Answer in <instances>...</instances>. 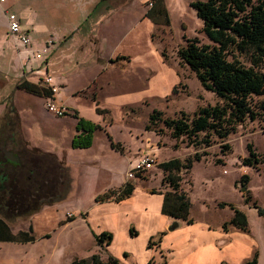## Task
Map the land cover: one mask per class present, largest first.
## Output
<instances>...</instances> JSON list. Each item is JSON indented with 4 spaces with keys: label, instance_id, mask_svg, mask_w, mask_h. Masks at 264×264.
I'll return each mask as SVG.
<instances>
[{
    "label": "rangeland",
    "instance_id": "1",
    "mask_svg": "<svg viewBox=\"0 0 264 264\" xmlns=\"http://www.w3.org/2000/svg\"><path fill=\"white\" fill-rule=\"evenodd\" d=\"M190 1L164 0L169 18L168 23L164 22L161 16H158L155 20L148 16L139 18V14H144L150 7L152 0H129L126 5L122 6L123 9L118 12L117 17L107 15L100 20L98 14L93 12L90 6L84 4L77 6L76 14L71 15L69 20L67 18L56 20V17L51 16L48 12L49 9L43 7L45 6L44 3L30 6L26 1H21L19 4L11 5L9 10L15 12L18 19L21 18V21L19 20L21 28L29 33L33 42L38 46L43 44L50 33L55 41H61L62 38H58V36L62 34L63 30L68 29L69 32L70 28L73 29L78 26V29H73L72 33L69 32L71 35L69 37V51H65L60 55V50L50 49L45 54L47 59L44 57L37 60L30 57L26 64L29 71L28 76L31 80L37 82L40 77L39 74L46 71L55 76L59 74L56 68L62 64L53 65V62L59 61L60 57L65 58L68 56L71 59L73 58L75 63H86L87 65L82 69H74L68 72L70 77L64 87L66 92L80 86L95 72V67H92L95 56L106 57L110 54L115 48L118 35L123 32L126 26L129 27V41L126 39L125 44L128 41L129 102L131 103H129V106H121L120 109L118 107H114L115 110L111 108L113 111L119 109L121 119H118L127 122L129 126L119 124V122L108 125V130L113 138L123 142V150H126L129 154V163L126 159V153H120L110 148L103 131L96 132L93 146L88 150L69 146L65 153V159H63L68 165L70 176L65 183V187H62V192L66 198L59 203L60 208L58 211L61 213L67 206L77 213L79 208L88 207L93 202L95 189L102 190L109 184H116L119 181L118 177L123 174L128 166L125 171V177L127 178V170L144 152L152 154L156 159V164L127 179L132 180L134 185L142 184L143 188L148 191L151 188L158 190L159 186L155 183L158 178L164 177V170L158 163L171 157L184 159L198 150L202 152L201 158L194 160L188 170L183 169L179 172L180 177H190L187 191L191 201V214L196 219H202L218 226L223 220H227L233 211L228 205L220 206L218 202H231L243 209L248 220L249 229L246 233L253 239V242L245 240L246 245L242 256H250L252 248H255L258 250L257 264H264V213L260 214L257 207L253 205V201H255L259 206L264 207V111L261 110L253 119L247 117L236 124L234 130L222 140L212 136L209 145H195L191 143L188 137L183 135L179 137L172 136L170 130L160 120L150 124V128H146L149 114L154 108L162 110L164 115L175 116L179 114L181 109L193 113L198 105L214 103L219 100L214 91L204 88L200 84L194 71L183 63L177 55V48L185 42V37L196 36L201 42H212L201 30L203 20L197 15ZM34 22L36 23L35 28L32 26ZM40 25H48L50 31L37 32L36 29ZM97 38H99V41ZM3 44L7 55L10 56L16 52L10 33L0 27V47ZM119 45H124V42ZM151 45L162 56L161 51L165 52L166 58L164 56L163 58L168 64L177 68L180 73V82L175 84L173 91L163 97L146 96L139 99L138 95L144 91L145 86L143 84L146 81L148 72L145 65L147 63H158L156 56L149 52ZM39 64H41V71L36 72L35 68ZM73 67L71 66V68ZM19 74L21 75L22 72L19 71ZM114 76L117 84H123L119 80L118 73H115ZM98 90L97 84L91 82L75 93L90 98L93 93L98 94ZM74 96L73 98L70 97L68 101L73 103L78 100L79 109L88 112L91 107L89 103L79 100L81 97ZM16 98L17 108H15L20 115L21 132L24 138L27 139L29 147L38 145L42 149H46L45 140H52V136H54L53 139L59 141L65 138V135L61 133L56 134L55 129L61 121L64 125L68 123L73 108L63 101L68 108L67 114L54 115L46 108L47 96L35 94L23 88L18 89ZM255 98L264 99V94L256 95ZM5 107L6 104L2 107L0 115L4 112ZM126 113L129 114V118ZM112 120L111 112H108L105 115V122H112ZM30 121L51 123L52 128L49 127L47 131V133L49 132L48 137H46L45 132L42 136H36L34 130V127H37L35 126L36 123H29ZM70 130L71 128L67 126L66 131ZM249 142L252 143V148L259 157H263V160L258 162L256 167L242 162V158L249 155ZM224 143H229L230 148L223 150ZM6 145H9V143ZM3 146L6 147L0 142L1 149ZM65 147H68V139L65 142ZM205 151L206 153H204ZM97 155H100L102 159L93 160ZM218 158L220 161H217ZM107 165L113 167L110 168ZM243 172L249 175L247 183L251 196L249 201L244 200L239 185L235 182ZM148 180H151L150 184L147 182ZM72 211H66L65 217H72ZM29 216L20 215L6 220L14 227L13 230L17 231L18 227L27 229ZM74 221L84 223L78 218ZM68 230L69 228L65 232ZM231 230L236 229L231 228ZM65 232L62 230L57 233L53 232L48 241L44 237L28 244L27 248L20 254L22 264H37L31 259L34 260V255L39 252V249L46 246L52 249L53 260L57 264H64L63 261L66 256L64 254ZM83 242L86 250L92 246V241L88 235L83 236ZM2 243L0 244V256L8 257L14 244L19 242L3 241ZM136 243L138 244V241ZM242 251V247H239L238 250H231L230 253L237 254ZM128 260L129 262L123 261L118 264H133L130 258ZM239 264L248 263L245 260L243 263L239 262Z\"/></svg>",
    "mask_w": 264,
    "mask_h": 264
},
{
    "label": "crops",
    "instance_id": "2",
    "mask_svg": "<svg viewBox=\"0 0 264 264\" xmlns=\"http://www.w3.org/2000/svg\"><path fill=\"white\" fill-rule=\"evenodd\" d=\"M21 1H26L30 6L44 3L45 6L43 7H47L49 9L48 12H50L51 16L54 15L56 20H62L64 18L69 20L71 15L76 14L79 4L90 6L93 12L98 14L99 20L107 15L117 17L119 15L118 12L123 9L122 6L129 2V0H3L0 1L1 29L7 30V13L10 11L11 5L19 4ZM20 15L22 17V12ZM139 15V18L147 17L144 16V14ZM19 20L21 21V18ZM32 26L35 28L36 23H32ZM73 29H78V26ZM73 29L70 28L69 32L73 31ZM36 30L37 32H49L50 28L48 25H40ZM69 32L68 29H65L60 36L57 35L58 38L61 37L62 40H54L51 49L56 48L60 50V55L65 51H69V37L71 36ZM49 36L53 35L50 33ZM126 39L129 41V27L127 26L123 32L118 35L115 48L110 54L106 55V57L95 56L92 61L94 63L92 67H95V72L80 86L75 89H70L67 92L64 90V87L70 77L68 72L74 69L80 70L87 64L83 62L75 63V60L68 56L65 58L59 56L60 60L53 62V65L62 64L60 67L56 68L59 74L56 76L53 75L55 81L59 83L56 98L60 101H64L68 106L73 108V112L71 116H69L70 119L67 124L64 125L62 124L63 121H61L55 129L56 134L61 133L65 135V138L59 141L53 139L54 136L51 135L52 140H45V145L47 147L43 150L53 152L59 158L65 159V153L66 150L69 149V146L88 150L93 146L96 132L103 131L108 139L110 148L120 153H126V159L129 163V154L126 150H123V142L114 139L113 135L108 130V125L113 122L128 125L127 122L119 120L121 119V115L118 111L121 106H129V103H131L129 102V43L127 41V44H125ZM97 40L99 41V38H97ZM121 42H124V45H119ZM150 47L151 50L149 52H152V54L156 56L158 63H147L145 65L148 72L146 81L143 84V86H145L144 91L139 93V99L146 96L163 97L173 91L175 89V84L180 82V73L177 71V68L168 64L155 47L152 45ZM15 49L16 52L9 56L6 53L4 44L0 47V111L2 107L7 104L8 100L17 108L16 92H18L20 87H16L15 84L20 77H26V79L31 80L30 76H28L29 71L26 68L28 59L32 57L29 50L23 49L17 44H15ZM117 55H119L118 58L113 61L110 60V58H115ZM45 59H47V57H45ZM71 66L74 67L71 68ZM19 71L22 72L21 75ZM114 72L118 73L120 77L119 80L123 84H117ZM91 82L97 84L99 88L98 94L93 93L91 97L88 98L79 93H75ZM12 85L14 86L11 91ZM73 95H75L74 97H81L79 100L81 99L89 103L91 107L88 112L79 109L78 100H75L73 103L68 101L70 97L73 98ZM114 107H118L119 109L113 111L116 109H114ZM111 108H113V110H111ZM67 112L64 114H67ZM108 112H111L113 120L112 122L106 123L105 115ZM17 113L19 116V133H17V135L28 144L27 139L22 135L20 115L18 111ZM78 117L89 119L99 125L93 131L91 144L86 147L72 146L71 144L73 136L80 132V130L76 128ZM127 117L129 118V114H127ZM61 119L63 120V118ZM32 122H35V126H37L36 128L34 127L36 136H42L45 132L46 137H48L47 134L49 132L47 133V131L49 127L52 128L50 126L51 123L48 124V122L45 121H43L44 123L40 121ZM32 122L30 121L29 123ZM67 126L71 128L68 132L66 131ZM52 130L54 131V129ZM66 138L68 139L67 148L65 147ZM111 141L116 143V145L114 144V146H112ZM8 143L9 146L12 145L11 141H8ZM34 146L39 147L38 145ZM63 149L65 150L64 152ZM145 153L146 152L142 153V155ZM97 159H102V157L97 155L93 158L95 161ZM107 166L110 168L113 167L111 165ZM126 169L123 171V174L118 177L119 181L116 184H109L102 190L95 189L93 192V202L88 207L79 208L77 213L73 212V209L67 206L61 213L58 211L60 208L59 203L66 198L64 194L55 202L43 204L36 212L30 214L28 217L29 221L27 223V228L29 225L32 226V232L34 234L33 239H0V244H3V241L19 242L18 244H14L8 257L0 256V264H22L20 254L27 248L28 244L44 237L45 240L47 239L48 241L50 237H52L53 232L57 233L60 230L65 232L67 228H69V230L65 232L64 254L66 256L63 261L64 264H67L74 257H85L98 251L103 260L106 259V256L113 255L119 258L121 260L120 262H129L128 259L130 258L133 264H221L222 262L226 264H239V262L243 263L245 260L247 262L251 259L255 251L257 252L258 261V250L255 248H252L250 256H242L246 245L245 240H247V242H253V239L246 233L247 231L238 229L224 231L221 228V223L224 220L218 226H214L208 221L196 219L191 214V203L189 207V216L192 217L193 221L189 223L183 221L180 226L169 230L167 225L171 221V217L161 210L163 192L148 191L143 188L142 184H136L132 193L122 199L116 200L114 195H112L103 200H96V194L107 189H118L128 180L125 177ZM147 182L150 184L151 180ZM188 183H190V177L181 178L180 188L187 194ZM155 184L159 186L158 188L169 189L168 185L165 183L163 184L162 177L158 178ZM69 210L72 211L73 216L67 218L65 217V213ZM76 218L84 223L81 224L79 221H74ZM6 223L9 230L14 234L18 233L20 230H26L22 227H18L17 231H15L13 230L14 227H12L7 220ZM131 227L136 231L135 234L131 233ZM102 230L110 231L112 233V239L109 244H104L101 248L95 240L94 232L98 233ZM160 231H165L161 235L160 240L149 246L147 244L149 237L151 235H156ZM85 235H88L92 241V246L87 250L83 242V236ZM136 241H138V244ZM239 247H242V252L237 254L230 253L231 250H238ZM159 250L163 255H166L165 262L161 260L162 255ZM124 251L127 252V256H123ZM152 256H154V261L149 263V259ZM31 260L37 262V264H57L53 260L52 249L48 246L39 249V252L34 255V260ZM257 261L255 264H257Z\"/></svg>",
    "mask_w": 264,
    "mask_h": 264
},
{
    "label": "trees",
    "instance_id": "3",
    "mask_svg": "<svg viewBox=\"0 0 264 264\" xmlns=\"http://www.w3.org/2000/svg\"><path fill=\"white\" fill-rule=\"evenodd\" d=\"M199 17L203 20L201 30L212 42H201L196 36L185 37V42L178 46L177 55L180 60L194 71L200 84L211 89L219 100L214 103L200 104L188 113L184 109L178 115H164L160 109H153L148 117L146 128H150L157 120L170 130L174 137L186 136L195 145H209L212 136L225 138L234 130L236 124L247 117L255 118L264 111V99H256V95L264 94V0H191ZM144 16L154 20L161 16L168 23L169 18L164 0H152ZM166 58L165 52L161 51ZM110 58L111 61L118 58ZM16 87L39 95L48 96L51 91L37 82L20 77ZM76 115V113H75ZM99 125L89 119L78 117L76 128L80 130L72 138V146L86 147L92 142L93 131ZM19 116L14 104L8 100L4 112L0 115V142L19 156L14 162L4 157L0 147V239L29 240L34 238L32 226L18 233H12L6 219L15 216H28L36 212L43 204L55 202L63 196L62 187L69 180V168L63 158L55 153L45 151L36 146H27L19 135ZM12 142V145L8 144ZM112 146L116 143L111 141ZM223 150L230 144L224 143ZM249 155L242 162L256 167L263 160L248 143ZM206 153V151L204 152ZM202 152L194 151L184 159L172 157L158 164L164 170L163 184L169 189L151 188L149 191L163 192L162 212L171 217V223L176 227L184 221L192 222L189 216L190 197L180 188V171L188 170L194 160L201 158ZM217 161H220L218 158ZM249 175L243 172L235 182L239 185L245 201L251 198L248 189ZM135 185L132 180H126L118 189H107L96 194V200H103L114 195L116 200L130 195ZM220 206L232 208V215L224 220L221 228L224 231L235 228L248 231L246 213L231 202L220 201ZM260 214L264 207L255 201ZM131 233L136 231L131 227ZM165 231L151 235L147 244L151 246L158 242ZM94 237L102 248L112 239L110 231L94 232ZM162 261H166V255ZM127 256V252H123ZM154 261V256L149 263ZM257 252L253 253L248 264H255ZM120 259L108 255L101 259L100 252H93L85 257H74L67 264H118ZM221 264H226L222 262Z\"/></svg>",
    "mask_w": 264,
    "mask_h": 264
},
{
    "label": "built area",
    "instance_id": "4",
    "mask_svg": "<svg viewBox=\"0 0 264 264\" xmlns=\"http://www.w3.org/2000/svg\"><path fill=\"white\" fill-rule=\"evenodd\" d=\"M3 1V0H0ZM7 30L10 33L15 44L20 45L23 49H28L32 58L40 60L45 57V54L51 49L54 44L53 36L47 37L41 46L35 44L29 35V33L22 29L19 23V19L15 12L9 11L7 13ZM41 64L35 68L36 72L41 71ZM39 80L37 83L46 87L51 91L46 98V108L54 115H63L67 112V105L63 101L56 98V92L59 88V83L54 79L52 73L46 71L39 74ZM156 164L155 157L150 153H145L130 166L126 172L127 178L135 176L140 171L152 167Z\"/></svg>",
    "mask_w": 264,
    "mask_h": 264
},
{
    "label": "water",
    "instance_id": "5",
    "mask_svg": "<svg viewBox=\"0 0 264 264\" xmlns=\"http://www.w3.org/2000/svg\"><path fill=\"white\" fill-rule=\"evenodd\" d=\"M3 153H4V157L10 161H14V162H18L19 161V156L14 153L11 149H8L6 147H2ZM167 228L169 230L176 228V226L174 224L171 223V221L169 222V224L167 225Z\"/></svg>",
    "mask_w": 264,
    "mask_h": 264
}]
</instances>
